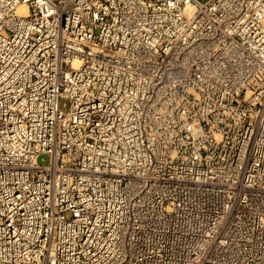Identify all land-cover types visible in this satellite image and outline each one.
<instances>
[{"label":"built area","instance_id":"2783aa9c","mask_svg":"<svg viewBox=\"0 0 264 264\" xmlns=\"http://www.w3.org/2000/svg\"><path fill=\"white\" fill-rule=\"evenodd\" d=\"M0 264H264V0H0Z\"/></svg>","mask_w":264,"mask_h":264},{"label":"rangeland","instance_id":"374dc122","mask_svg":"<svg viewBox=\"0 0 264 264\" xmlns=\"http://www.w3.org/2000/svg\"><path fill=\"white\" fill-rule=\"evenodd\" d=\"M46 161H47V155H41L38 158V162H40V163H46Z\"/></svg>","mask_w":264,"mask_h":264},{"label":"bare ground","instance_id":"6f19581e","mask_svg":"<svg viewBox=\"0 0 264 264\" xmlns=\"http://www.w3.org/2000/svg\"><path fill=\"white\" fill-rule=\"evenodd\" d=\"M21 8H23V7H21Z\"/></svg>","mask_w":264,"mask_h":264}]
</instances>
